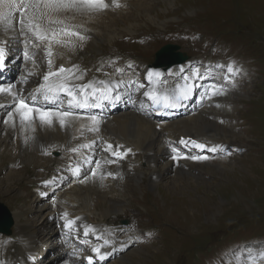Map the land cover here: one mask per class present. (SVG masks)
<instances>
[{"label":"rangeland","instance_id":"374dc122","mask_svg":"<svg viewBox=\"0 0 264 264\" xmlns=\"http://www.w3.org/2000/svg\"><path fill=\"white\" fill-rule=\"evenodd\" d=\"M124 2L125 5L122 8L121 5L119 7L114 5L108 14L103 13L102 15L89 17L100 20L99 27L101 29L90 32L96 38L103 39L96 42L97 44L101 43L99 47L102 53L98 47L95 52L91 50L83 52L84 55H90L87 59L89 63L93 60H103L109 65H122V58H118L121 57L120 52L109 51L110 46H122L125 51L134 55L129 56L134 62H137V60L139 62L144 55L151 57L154 48L159 43V47L167 43L175 44V40H172L175 35H171L170 25L177 23L182 27L185 20L192 19L186 24L198 28L199 34L197 31L191 30V33H195L190 35L189 41L181 46L180 51L187 53L190 59L192 57L197 59L208 53L205 48L209 51L214 50L213 55L215 57H212L213 61L220 62L225 72H228L229 66L234 67V73H227L229 74V81L237 78L238 82L244 74L247 76V72L241 69V66H245V68L249 66L252 75L257 76L247 77L249 84L258 89L251 94V91L247 92L246 90L248 84L239 88L237 83H233L234 88L231 93L236 95L235 99L231 101H234L233 105L228 103L231 100L230 94L220 95V98H210L209 100L202 97L203 100L197 99L203 105L200 109L202 108L205 111L204 116L198 120L199 122H205L202 126L204 131L200 132L201 139L208 146L207 149L211 148L209 143L213 141L215 144L225 147V152L222 154L208 151L206 155L209 158L213 157V162L198 160L200 164L198 163L196 172L186 171L185 188L182 187L184 183L179 185L184 190L177 194L175 193L177 189L171 188L165 193L166 196L171 197V200L173 199L172 203L164 201L163 191L159 190V186L152 187V189L148 181H146V185L142 183L137 185L128 176L124 178L129 180V186L125 187L127 189H121V199L126 200L125 206L119 211L121 219L118 222H121L122 228L129 229L133 227L134 224L131 219H138L141 216V211L145 210L143 206L132 207L130 203V201L136 203L144 195L142 189H145V187L147 191L155 195L152 196L151 201L153 210L162 209L173 216L177 214L172 212L177 210L184 212H182V215H178L177 221L171 219V216L166 213L170 220L180 224L183 231L178 230L181 233L180 236H168L169 241L175 240L178 245L171 251L168 250L164 255H156V258L152 257L154 254L161 253L170 245L167 244L162 247L161 243L152 245V240L158 241L162 236H154L155 238L132 236V238L139 239L142 246L140 251L138 247L134 248L135 253L138 255L135 264H160L163 261L164 264H248L252 255L258 256L264 253V82L261 83V86L257 85L261 80L264 81V0H123L122 3ZM152 9H155V12L151 11ZM168 11H170L169 16L167 15L164 18L160 15L161 13L166 14ZM112 12L116 13L113 14ZM173 18L175 19L172 20ZM110 20L115 24L129 28L135 38L126 40L124 44H108L110 36L103 34L102 31H105L104 26ZM63 21V24H48L47 28L49 30L54 29L57 32V41L67 42L66 38L68 37L60 33L59 30L72 26L66 20ZM184 26L189 31V28L186 25ZM23 33H25V30H22L19 34L22 35ZM124 37L128 39L127 35ZM49 43L53 47L58 45L56 41L52 40H49ZM200 47H203L205 52L199 51L198 48ZM37 48L42 49L41 45ZM47 57L48 52L45 54L43 52L42 58L37 61H46ZM61 59L63 62L68 60L65 57ZM196 67H200L197 71L199 78L203 77L204 74L214 72L213 66L201 62L193 65L194 70ZM59 68V64L55 63L53 70L56 71ZM173 71L178 72L177 70ZM213 81L215 84L228 82L222 76L214 78ZM138 82L141 83L139 80ZM240 92L249 94L241 96L239 95ZM230 105L236 109H226ZM0 144H2L0 150L6 151L0 152V162L4 158H8L9 161L16 160L14 149L9 148L11 149V152H9L3 140H0ZM226 146H229L228 150L232 152L237 153L245 150L246 152L237 154L236 161L231 159L228 162L229 157L227 156ZM220 155L222 157H219ZM220 158L225 160H217ZM50 159L56 162L57 167L63 161L62 154L59 160L52 159V156ZM20 160L32 162H24L21 165L24 166L23 168H19L21 166L16 164H14L15 168L7 166L5 172L0 175V181L4 180L16 168L19 170L20 175H27L16 182L20 189L14 188L12 181L0 186L1 202L9 208L13 217L16 213L14 217L16 218L14 219L15 228H12L13 233L7 238L15 237L16 234L20 235L16 237L17 239L29 236L37 240L35 247L38 248L39 245L45 243L44 236L48 226L46 212L51 213L54 209L47 203L51 196L42 195L37 197L34 191L30 190L28 192L25 189H28L29 184L35 187L36 181L39 179L43 183L53 182L59 175L60 178L64 177L66 184L68 173L65 172L61 175L60 171L56 176L53 171H49L50 163L45 166L38 163L35 165L34 160L28 155H24L16 161ZM185 170H188V168L185 167ZM192 173L193 177L191 176ZM71 177L73 184L69 186L71 190L77 191L75 177L72 175ZM165 183H168L167 179L162 182V184ZM78 192L81 194L84 191L80 190ZM19 195L26 196L14 200ZM85 195L90 198L86 191L81 196ZM69 197L68 192L64 191L61 193L59 202H63L64 198L69 200ZM77 198L76 194H71V202L69 203L71 206L68 205V209L72 211V214L77 210V207L74 206V203H78L80 199ZM10 199L14 200L13 202L16 205L21 204L14 206ZM36 199L44 204V206L39 207L40 211L43 210L42 212L38 210L40 205L36 203ZM176 199L179 201L184 199L185 202L179 203L177 206ZM57 205L58 202L55 203V206ZM99 205L100 208L98 211L96 210L97 214L105 209V204L100 203ZM106 208L108 209V206ZM58 210L61 211V207H57ZM114 212L118 211L115 210ZM125 221L128 222L127 225L123 224ZM183 223L188 225L187 228H184ZM38 226L44 229L39 230ZM202 230H206L207 236L192 235ZM174 234L173 231L170 235ZM141 238H147L148 244H145ZM8 241L4 236H0V255ZM118 243H121V241ZM136 245L138 243H135ZM146 245L149 246L146 247ZM52 247L55 249L54 246ZM121 247L126 246L121 245ZM44 249L45 247L41 246L38 248V252ZM127 253L119 260L123 259ZM169 253L170 256H168ZM146 256L152 258L146 259ZM116 259L117 256L114 253V262L108 264L117 263L119 260ZM117 264H134V262L132 259L124 258L122 263Z\"/></svg>","mask_w":264,"mask_h":264},{"label":"bare ground","instance_id":"6f19581e","mask_svg":"<svg viewBox=\"0 0 264 264\" xmlns=\"http://www.w3.org/2000/svg\"><path fill=\"white\" fill-rule=\"evenodd\" d=\"M121 1L123 0H116L119 5H121ZM105 2L109 4V7L101 12H93L84 15L73 12L64 13L61 19L66 20L70 26H72L67 28V30L69 32H79L86 37V39L81 40L77 36L66 35L68 37L66 38L67 42L62 40L55 47L51 46L49 40H39L32 31L28 30L26 25L19 24L17 21V19L21 17L19 12L14 13V17L17 15V19L13 21L14 27H16L17 31H26L22 35L17 31L13 33V37L15 38L13 43H10L12 35L8 34V30H5L4 26L0 24V42L3 41L2 47L4 50L10 49V44H12L18 53L22 50L29 53L27 48L34 45H31V39L37 40V47L41 45L44 54L51 48V69H49L48 62L46 63L47 66L43 67L40 61H34L27 69L14 75H11L12 71L10 70V75L3 77L0 70V85L4 87L15 85L13 92L25 98L29 104L34 102L36 107L53 111H62L69 108L68 98L65 94L62 93L59 100L49 101L45 100L43 95L36 91L39 86L44 83V75H46L49 70L54 71L53 68L55 63H58L60 67L63 66L66 69L78 66L79 72H77V75H82V79L72 80L71 84L78 86L92 83L94 87L98 89L110 90L108 92V99L98 101L100 107L71 109L79 118H69V122L64 126H60L57 120H54L53 124L50 126L46 124L42 125L38 119L34 120L31 125H29L27 121L21 125L19 113L15 110L13 95L0 93V140L5 141L7 147L5 148L9 152H11L9 148L14 149L16 153V157L14 156V158H16V160L24 157V155H28L34 161L51 162L53 160H51L50 157L53 152H60L63 158V161L59 163V166L63 168L60 174L62 175V173L66 172L74 176L77 192L81 190L84 191L82 193H85L86 191V194L88 193L90 195H88L90 197L89 199L95 202V206L93 207L92 205L83 204L82 198L84 196H81V193L77 195V199L80 198L78 203H74V206L77 207V210L74 211V215H72V211L68 209V203L71 201H68L67 198L66 200L68 203L63 202L62 205H60L61 211L58 210L56 213L48 214L52 222L58 218L63 225L59 230L54 229V231L60 233L59 236L52 231L48 234L47 230L44 236V240H46L45 243H52V246L55 247V249L51 247L55 255L66 249L73 253L78 243L82 240L81 237L92 240H108L120 247L121 245L126 247L135 246L132 239L126 237L129 236L128 233L117 225L115 221L109 220L108 224L105 223L104 218L110 215L108 210L102 209L101 213L96 216L90 213L91 208L93 211L98 210L100 208V201H108L109 204L114 205L115 208H123L126 200L121 199V189H127L125 187L129 186V180L124 179L127 176L137 185L139 183L146 185V181H148L151 188L159 186V190L163 191L164 201L172 203L171 201H173V199L171 200V197L166 196L165 193L171 188H176L177 190L175 193L177 194L182 192L184 189L180 188L179 185L184 183L182 187L185 188V177L187 175V172H184L183 169H176V165L179 163L186 164L192 167L194 172H196L198 161L191 159V157L208 156L206 153L209 151V148L207 149L208 146L202 150L194 147L191 143L187 145L182 144L183 148H179L181 140H195L198 143L204 144V141L200 137V132L204 131L202 126L205 122H199L198 120L204 116L203 113H205V111L201 110L202 114L198 117L191 116L195 113L192 111H197L201 106L197 108L196 105L188 103L186 110L188 113L192 112L190 116H185L188 113H185V109L180 107L177 103H175V107H164L165 96L169 97V103H172L176 100V96H182L187 88L197 86L196 82L191 83L185 79L194 71L193 65L200 62L198 59L182 67L180 73L175 71L163 73V68H156V66L148 70V64L152 62L153 56L160 45L159 43L154 48L151 57L144 55L139 61L140 63L138 60L134 62L133 59H130L129 56L134 55L125 51L122 46H110L108 48L111 52H120L121 57L118 58H122V65H109L103 60H93L89 63L87 59H89L90 55H84L83 52L87 50L95 52L97 47L96 42L99 40L90 31L101 29V27H99L100 20L89 17L93 15H102L103 13L108 14L109 10L116 5L114 0H105ZM123 5H125V2ZM151 11L155 12V9ZM112 13L115 14L116 12ZM169 14L170 11L166 14L161 13L160 15L165 18L167 15L169 16ZM174 19L175 18L172 20ZM189 20L192 19L185 20L184 24L182 23V27L177 23L170 25L169 29H171V35H175L174 39H172L175 40V45H172V50H170V52H181V46L189 41L190 35H193L196 31L199 34L198 28L196 29L186 24ZM48 24L49 23L44 22L43 26L47 28ZM184 25L189 28V31L185 29ZM104 27L105 31H102V33L110 36L108 44H124L126 40L135 38L132 36L129 28L117 23L115 24L111 20L107 22ZM191 30L195 32L191 33ZM188 33L189 35L187 36ZM125 35L128 36V39L124 37ZM198 50L205 52L206 48L204 50L203 47H200ZM204 55H206V53ZM28 57L31 56L28 54ZM62 57L68 60L63 62L61 59ZM48 60L49 56L46 58V61ZM182 63L186 62L180 58L177 65ZM137 77L145 82L146 86L144 88L137 85V80H135V78L138 79ZM160 77L163 79L162 83ZM195 78H199L198 72H196ZM214 89H216V87H203L201 97L205 100L220 98V94H213ZM75 90L76 89H74V91ZM100 94L101 93H98V95ZM33 96L35 97L34 101L30 99ZM64 96L66 98L63 104L59 105ZM180 100L181 102L184 101V99ZM226 109L228 108L226 107ZM9 113L13 115L14 124L12 122L5 123V121H8ZM89 116H96L99 123L95 125V127H98V131L88 130L90 127H93L92 122L88 119ZM165 118L168 121L165 120ZM173 143H177L178 148L173 147ZM81 144H88L90 147L80 149L77 152L71 151L72 148H80ZM1 145L2 144H0V146ZM108 145L112 146L111 151L107 150ZM187 147L190 150L186 156L188 158H185L182 157V151ZM173 149H175V151H173ZM113 151L119 152L121 155L115 156L113 155ZM0 152L6 151L0 150ZM20 155L21 157L19 158ZM170 156L173 157L168 160ZM174 157L177 158L174 159ZM16 160L9 161L8 158H4L0 162V175L5 172L6 166L15 168L14 163ZM107 160H111L113 163H105ZM97 162L102 165V168L99 170L96 169ZM77 167L79 168L78 174L73 171V169ZM88 170L97 171V175L93 176ZM101 172L105 174L104 179H100ZM108 172H111L113 175L107 176L106 174ZM26 176L27 175H20L19 170L16 168L13 173H9L4 180L0 181V186L1 184H8L9 181H12V184L16 185L17 181ZM191 176L193 177V173ZM164 179H167L168 183L162 184ZM52 183L58 184L59 190H61L65 184L64 177L60 178L59 175ZM21 185L22 183L20 186ZM142 190L144 195L141 196L136 203L130 201L131 206H143L145 208L144 220L155 223L151 225L149 232L162 237L158 241L152 240V245L161 243L162 247L171 244L168 240V236L176 229L180 231H183V229L180 224L169 219L167 216L169 213L164 212L162 209L157 211L153 210L151 201L154 195L147 191L146 187ZM175 202L178 206L179 203L182 204L185 201L184 199L183 201L176 199ZM65 212L68 213L67 218H65ZM182 212V210H177L176 212H172L173 214H177L176 216L169 215L171 219L177 221L178 215H182ZM67 220L75 221L71 228L66 226ZM183 225L184 228L188 226L184 223ZM86 231L87 234H85ZM142 232L144 236H147L146 231L143 230ZM198 234L199 233H196V235ZM68 237H70V239H68ZM15 240V238H12L8 241L4 251L0 255L1 259H8L11 264H32V250L37 249V247H35L37 240L29 236L19 238L20 241L18 244L14 243ZM141 240L145 244H148L147 238H141ZM119 241H121V243H118ZM177 245L178 242L174 243V248ZM12 246L15 249H13ZM148 246L149 245H146V247ZM141 247L142 246L138 247L139 251ZM108 250L111 255L114 256V252L110 248H108ZM154 255L152 257H154ZM152 257L146 256V259ZM43 258L44 257H42V259ZM99 259L102 258L94 257L93 263L99 264ZM108 263L109 262L106 264Z\"/></svg>","mask_w":264,"mask_h":264},{"label":"snow or ice","instance_id":"6c2138e0","mask_svg":"<svg viewBox=\"0 0 264 264\" xmlns=\"http://www.w3.org/2000/svg\"><path fill=\"white\" fill-rule=\"evenodd\" d=\"M116 6L119 7V3L116 2ZM0 24H2L5 30L12 29L14 27V13L19 12L21 14V19L18 21L21 25H26L29 31H32L33 34L41 41L43 40H52L59 43L60 41L56 40L57 32L50 31L44 27V22L49 24H63L64 21L61 19V16L66 12H73L77 14H90L93 12H101L109 7V4L105 0H0ZM60 33L68 36H77L79 39L84 40L86 37L81 35L79 32L71 31L69 32L66 28H61ZM24 55L27 57L28 53L25 52ZM52 55L51 48L48 49V64L49 69H51L52 61L50 59ZM4 59V48L0 47V66H2ZM222 67V66H220ZM227 71L229 73H234L233 67L229 66ZM79 72L78 66H73V68L66 69L61 66L56 71L49 70L46 75H44V83L39 86L36 90L37 93H41L45 100H59L60 95L63 93L68 98L69 108L66 110H44L40 107H36L35 103L29 104L25 98L20 97L18 93H14L13 89L15 85H9L4 87L0 85V93H8L14 97V106L17 113H19L20 123L23 125L26 121L31 125L34 120H39L43 125H52L54 120H57L60 126H64L69 122V118H79L77 114L71 109H89L92 107H100L98 101L102 99H108L109 89H98L94 87L92 83L74 85L71 84L72 80L82 79V75H77ZM151 75V74H150ZM54 78V79H51ZM103 83V82H101ZM74 89H76L74 91ZM187 91H191V88H188L186 92L179 97H176V101L169 103V97H164V107H175V103L179 99L187 98ZM98 93H101L98 95ZM213 94H223L222 89H214ZM31 100L34 101L35 97H31ZM88 119L92 122L93 127H90L89 131H98V127H95L99 122L96 116H89ZM12 122L14 124L13 115L9 113L8 121L5 123ZM181 144L187 145L191 143L194 147L199 149H205L207 146L202 143H198L195 140L185 141L181 140ZM88 144H81L80 148H72L71 151L77 152L80 149L89 148ZM109 151L112 150V146L108 145ZM210 152H217L218 150L223 151L221 146H213L208 149ZM175 151V149H173ZM113 155L120 156L121 153L114 152ZM177 157H174V159ZM188 158V157H185ZM193 160H207L208 156H192ZM105 163H113L111 160L105 161ZM102 168V165L97 162L96 169L99 170ZM75 173H79V168L73 169ZM93 176L97 175V171H93ZM107 176H112L111 172L106 174ZM105 174L100 173V179H104ZM46 183H50L46 182ZM65 218H67V213H65ZM75 221L67 220L66 226L71 228ZM87 234V231L85 232ZM99 253L100 249H94ZM261 258H264V253H261ZM103 258V257H101ZM250 259H254L251 258ZM89 264H92L89 260Z\"/></svg>","mask_w":264,"mask_h":264},{"label":"water","instance_id":"95a60500","mask_svg":"<svg viewBox=\"0 0 264 264\" xmlns=\"http://www.w3.org/2000/svg\"><path fill=\"white\" fill-rule=\"evenodd\" d=\"M13 224L9 215L0 207V230L4 231L5 228L11 227Z\"/></svg>","mask_w":264,"mask_h":264}]
</instances>
